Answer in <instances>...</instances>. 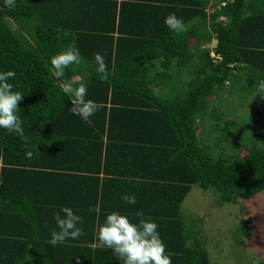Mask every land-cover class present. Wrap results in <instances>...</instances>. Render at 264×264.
Returning a JSON list of instances; mask_svg holds the SVG:
<instances>
[{"label":"trees","instance_id":"obj_1","mask_svg":"<svg viewBox=\"0 0 264 264\" xmlns=\"http://www.w3.org/2000/svg\"><path fill=\"white\" fill-rule=\"evenodd\" d=\"M216 1L0 0V71H14L8 82L24 94V135L0 128V264H120L96 229L112 211L138 222L139 209L158 223L172 264H211L203 236L180 212L192 188L214 189L220 203L264 192V0ZM170 13L183 18V32L164 24ZM73 37L82 62L56 75L50 58ZM61 81L87 83L97 104L87 122L69 111ZM232 96L260 105L230 153L237 123L222 120ZM204 116L216 121L213 146L199 135ZM126 148L146 156L132 184L115 177ZM67 179L82 191H61ZM62 206L78 210L84 234L54 246ZM247 221L239 230L250 236Z\"/></svg>","mask_w":264,"mask_h":264},{"label":"clouds","instance_id":"obj_2","mask_svg":"<svg viewBox=\"0 0 264 264\" xmlns=\"http://www.w3.org/2000/svg\"><path fill=\"white\" fill-rule=\"evenodd\" d=\"M164 24L170 31L177 34L185 29L183 18L178 17L176 13L168 14L164 18ZM212 57H215L214 53ZM94 59L96 73L100 74L102 80L106 79L108 71L104 57L96 53ZM81 62L82 56L80 49L76 46L75 37L69 46L50 58L55 74L60 76L65 69L79 65ZM14 77V71H0V128L23 136V121L18 114L20 109L17 105L24 94L14 91L13 86L8 82ZM59 87L71 100L73 107L69 111L87 122L97 110L96 102L87 98V83L81 81L74 85L70 81H61ZM28 155L31 156V153ZM121 199L128 205L137 204L134 194H123ZM77 211L71 207L62 206L53 214L56 228L51 231L49 241L51 245L62 244L69 239L75 240L84 234L82 227L79 226L83 223V218L77 214ZM136 216L140 217L138 222L120 211L108 213L103 223L96 229L99 245L111 249L120 264H172V254L166 252L167 246L158 231V223L150 216L145 217L142 209L137 210ZM92 246L95 247V243Z\"/></svg>","mask_w":264,"mask_h":264},{"label":"rangeland","instance_id":"obj_3","mask_svg":"<svg viewBox=\"0 0 264 264\" xmlns=\"http://www.w3.org/2000/svg\"><path fill=\"white\" fill-rule=\"evenodd\" d=\"M215 45L216 42H213L210 49ZM239 103L242 106L234 112V107ZM259 105L258 100L249 97L226 98L223 107L232 113L222 120V124L232 119L237 123L236 133L230 136L227 143L232 149L230 153L234 151L237 141L243 140L242 127ZM215 123L208 116L197 122L200 137L210 146L217 139L218 133L210 129ZM246 154L243 151L242 156ZM181 212L186 222L203 236L211 264H264V192L249 200L234 198L232 202L220 203V195L214 189L204 190L196 185L183 202ZM248 219L251 222L250 236L239 230L249 222Z\"/></svg>","mask_w":264,"mask_h":264},{"label":"crops","instance_id":"obj_4","mask_svg":"<svg viewBox=\"0 0 264 264\" xmlns=\"http://www.w3.org/2000/svg\"><path fill=\"white\" fill-rule=\"evenodd\" d=\"M213 1L215 2L216 0H213ZM75 80H77V79H75ZM131 143H135V142H131ZM132 147H134V146H132ZM135 147H140V146H135ZM124 150H125L124 152L127 153L125 156H127L129 160H127L125 158H122L121 160L114 161L116 163V167L121 172V174H119V176H115V177L122 178L124 181H127V183H129V182L130 183L131 182L134 183L136 181V179H138V178H135V175H134L135 172H140V174H141L142 171H143L142 168L145 167V166H143V164L141 162H139V160L140 159H145L146 156L144 158H142V157H139L137 155V156H135V158H132L129 155V151H127L128 149L126 148ZM143 152H144V155H146L147 152L146 151H143ZM134 168H135V170H134ZM148 170H149V168H148ZM72 171H77V170L72 169ZM150 172L152 173L151 169H150ZM151 173H150V175H151L152 178H156L157 177V175H154V174H151ZM86 175H88V173H86ZM100 175L102 177H105V174H100ZM111 176H113V175H111ZM149 178L150 177H148L147 179H149ZM140 180H143V178H140ZM67 181H69V183H67L66 184V188H62L61 191H82V190H78L77 181L74 180L73 182H71L70 179H67ZM180 212H181V209H180ZM181 214H182V212H181Z\"/></svg>","mask_w":264,"mask_h":264},{"label":"built area","instance_id":"obj_5","mask_svg":"<svg viewBox=\"0 0 264 264\" xmlns=\"http://www.w3.org/2000/svg\"><path fill=\"white\" fill-rule=\"evenodd\" d=\"M222 5H225V3H222Z\"/></svg>","mask_w":264,"mask_h":264}]
</instances>
